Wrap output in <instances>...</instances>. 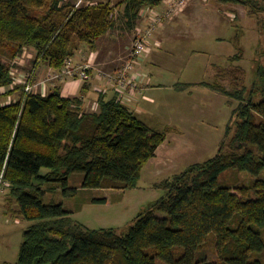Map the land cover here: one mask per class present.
<instances>
[{
  "label": "trees",
  "instance_id": "obj_1",
  "mask_svg": "<svg viewBox=\"0 0 264 264\" xmlns=\"http://www.w3.org/2000/svg\"><path fill=\"white\" fill-rule=\"evenodd\" d=\"M162 1L75 6L64 0H0V46L10 59L31 47L34 65L60 69L79 45L94 47L115 26L116 5L135 20L142 8ZM211 1L264 15V0ZM243 74L231 73L232 92L219 82L211 86L239 100L227 145L221 142L208 160L164 179L165 194L121 233L75 222L61 202L43 201V185L57 182L72 194L69 176L81 172L84 188L134 187L167 129L148 126L116 95L99 94L98 109L85 111L77 96L65 97L58 87L43 95L16 84L19 97L0 103V168L5 163L7 195L15 199L18 215L33 221L23 231L16 264H264V64L257 63L249 88L238 83ZM12 83L11 65L0 54V87ZM228 170L247 171L254 179L220 180Z\"/></svg>",
  "mask_w": 264,
  "mask_h": 264
},
{
  "label": "rangeland",
  "instance_id": "obj_2",
  "mask_svg": "<svg viewBox=\"0 0 264 264\" xmlns=\"http://www.w3.org/2000/svg\"><path fill=\"white\" fill-rule=\"evenodd\" d=\"M113 1L116 4L120 0ZM190 1L187 0L183 10L166 19L168 24L161 34L165 33L170 23H177V15L186 11ZM192 2L197 9L183 18L187 21H184L186 29L191 26V34L180 37L161 50V57L151 67L154 76L150 84L154 80L156 89L139 95V99L143 96L140 101L143 107L139 112L134 111L148 126L160 131L167 129L165 141L157 149L156 157L143 166L136 185L125 190L84 188L81 186V172H73L69 176L68 186L75 188L72 194H65L57 182L43 185L47 188L43 201L61 202L70 211L72 219L85 228H112L117 233L126 231L141 210L165 194L161 184L164 179L190 164L208 160L217 153L220 143L226 146L233 135L231 113L239 100L225 96L211 86L219 82L232 92L234 87L230 76L233 70L244 72L238 80L240 85L251 86L257 63L264 64V15L252 13L239 4H220L211 0ZM122 6L114 13L116 24L110 31L109 42L105 41L101 46L104 57L110 55L103 65L113 75L124 64L134 38L145 31L141 24L149 26L145 18L139 22L137 19L128 20ZM192 17L196 26L190 23ZM136 25H139V30ZM0 54L11 65L12 77L17 79L15 84L0 87V103L4 104L19 97L20 88L14 87L21 85L23 77L32 70L35 55L25 53L22 56L24 61L17 64L16 56L10 59L7 47L0 46ZM41 63L44 62L37 63V67ZM113 66H117V70ZM38 68L32 80L33 89L46 94L59 84L61 78L54 76L58 70L50 74ZM132 72L136 74L135 70ZM255 97L258 100L260 94ZM227 124L231 126L228 134ZM260 176H264V171ZM253 179L254 176L247 171L228 170L220 176L224 182L249 183ZM102 198L106 201L98 200ZM17 209L15 199L7 195V190L1 192L0 263L16 264L23 231L33 223L18 215ZM208 255L210 259L215 256L210 248Z\"/></svg>",
  "mask_w": 264,
  "mask_h": 264
},
{
  "label": "crops",
  "instance_id": "obj_3",
  "mask_svg": "<svg viewBox=\"0 0 264 264\" xmlns=\"http://www.w3.org/2000/svg\"><path fill=\"white\" fill-rule=\"evenodd\" d=\"M64 1H70L71 3L75 4L77 0ZM96 1H109L111 4H115L113 0H88L85 3H92ZM192 1L193 0L190 1V6L186 9V11L181 12L179 13V15H177L179 16V19H177V23H170L167 26L165 33L161 34L160 32L164 28V26L168 24L165 23L166 20L163 22V24L159 25L158 27H156L155 30L151 32L152 34L149 37V44L152 49L135 66L134 70L137 74V79H135L134 81L135 85H130L126 90V96L129 98V100L126 101L125 104L133 112L136 110L139 112V109L143 107L142 104L140 105V101L141 99H143V96L140 97L141 99H139V95H142L144 94V92L152 90V88L156 89V87L154 86V80L152 81V84H150V81L154 76L151 67H154V65L158 62L159 58L161 57V50H163L167 44L175 43L180 37H185V35L191 34V26L189 25L188 29H186V24L184 23V21L186 20L183 18L185 16L189 17L190 15H192V11L197 9V5L193 4ZM165 3L166 0H163L160 5L156 6V8L164 10L166 7ZM119 6L122 5H116L115 11L118 10ZM140 17L141 15L136 18L138 22L144 19V17ZM190 20L192 21L190 23L196 26L194 18L192 17ZM146 23H148V21ZM139 25H136V29L138 30ZM132 26H134V24ZM143 26L144 29L147 28V26L141 24V28H143ZM111 29H109L104 35L100 36L96 40L94 47H90L88 45H79L78 49L75 51V54L70 58V60L74 64L89 65V79L87 81H82L80 79L71 77H59L61 78V81L57 86H55L59 88L60 93L65 97L77 96L80 99L81 108L85 111H88L89 109L91 111H96L98 109L97 97L99 94H106L109 97L115 95L114 88L106 82V79L104 77L101 78L97 75V70H103L105 72H108L106 70H109L108 68H106L107 66H104L103 64H105L104 60L110 58V55L108 57H104L103 48H101V46L103 45V43H105V41L109 42V38L110 36H112L110 33ZM25 53H29V55H35V50L31 47H24L22 51L15 57L17 60V64H21L24 61L22 56ZM102 57H104V59H102ZM38 67L37 68L40 69V71L45 69L50 74L58 70L48 66L45 62L41 63V65ZM112 68L117 70L118 67L113 66ZM151 85H153V87H149ZM41 94L45 95V93ZM155 157L156 155L153 158ZM0 264H7V261H2Z\"/></svg>",
  "mask_w": 264,
  "mask_h": 264
},
{
  "label": "built area",
  "instance_id": "obj_4",
  "mask_svg": "<svg viewBox=\"0 0 264 264\" xmlns=\"http://www.w3.org/2000/svg\"><path fill=\"white\" fill-rule=\"evenodd\" d=\"M88 0H77L75 6H80L87 2ZM187 0H166V7L164 10L156 8V6H146L141 9L140 15L148 21V27L145 31L137 35L132 43V46L129 49L124 64L117 70L116 74L110 72H105L103 70H97V75L99 77H104L106 82L114 88L116 96L125 104L129 98L126 96V90L131 85L134 86V81L137 79V75L132 71L134 70L137 63L151 50L149 37L152 34L151 32L156 29L159 25L170 18L173 14L178 13V11L183 10V7L186 5ZM89 65H79L74 64L70 59L66 61L64 66L56 73L55 77H71L78 78L82 81H87L90 77L88 72ZM37 70V64H35L32 70L27 73L21 82V85L24 87V92H36L33 89L34 82L32 80L34 77V72ZM14 75V72H11ZM15 78V76H13ZM13 78V83H17V79ZM8 103V102H7ZM126 105V104H125ZM127 106V105H126ZM10 187L9 182L5 179V163L0 168V193L5 192Z\"/></svg>",
  "mask_w": 264,
  "mask_h": 264
}]
</instances>
